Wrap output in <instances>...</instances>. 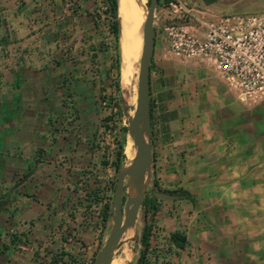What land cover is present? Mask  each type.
Wrapping results in <instances>:
<instances>
[{"label": "crops", "instance_id": "1", "mask_svg": "<svg viewBox=\"0 0 264 264\" xmlns=\"http://www.w3.org/2000/svg\"><path fill=\"white\" fill-rule=\"evenodd\" d=\"M67 1L0 0V90L3 96L22 98L17 104L11 100L8 117L37 114L41 105L50 112V97L55 95L72 100L70 105L60 102L59 112L72 108L79 114L70 125V134L46 138L48 142L43 138L41 146L39 133L46 129L27 124L31 117L25 119L26 137L18 143L20 153L29 159L22 177L32 194L25 198L30 212V206L39 209L53 194L64 192V182L65 192L68 187L74 192L80 170L95 169L99 121L95 93L84 71L92 66L90 44L89 59L80 67L74 65V56L63 42L67 31L72 36L81 31L73 21L66 25L63 19H88L94 10L91 0H71L76 10L67 15L62 11ZM182 1L205 18L215 16L214 7L220 2ZM190 62L195 63L171 56L164 34L156 35L151 70L155 178L171 190H186L193 201L185 197L164 201L155 223L161 221L168 235L179 230L187 236L188 243L178 254L179 264H264V99L242 101L208 65ZM40 96L45 98L42 104ZM128 98L126 104L129 92ZM77 129L80 138L74 135ZM11 132V124L5 125L4 149ZM104 212L105 205L100 206L101 216L79 231L83 247L56 242L48 248L51 258L46 264H75L77 255H89L101 240ZM30 235L35 239L32 247L37 241L41 244L43 234Z\"/></svg>", "mask_w": 264, "mask_h": 264}, {"label": "rangeland", "instance_id": "2", "mask_svg": "<svg viewBox=\"0 0 264 264\" xmlns=\"http://www.w3.org/2000/svg\"><path fill=\"white\" fill-rule=\"evenodd\" d=\"M103 1L91 0L93 10L102 14L101 5ZM74 8L75 4L71 0H68L62 11L64 14L71 15L75 13L74 11L76 9ZM214 9V17L234 13H261L264 10V0H220ZM157 11H159L158 8ZM69 18L63 19L66 25H70V21H73L72 24L74 26L81 27V31L77 35L72 36L73 33L71 31H67L64 34L63 42L64 44H68L66 48L72 52L71 56H74V65L79 66L82 62H87V59H89V56L86 54L88 44H90L91 48L90 59L92 66L85 67L84 71L89 73L91 89L95 93L93 100H95L96 118L99 121V128L95 135L97 152L92 164L95 169L84 168L80 170V174L75 177L74 192L71 191L70 187L65 192L67 182H64V192L58 191V193L53 194L52 200L46 206L43 205L39 209L30 206L32 207V212H30L25 198L28 194H32L29 192L30 188L25 183L24 177H22V170L29 159L26 160L25 156L20 153L21 145L18 143L20 139L26 137V131L24 129L25 119L31 117L27 124L48 130V132L45 130L39 133L38 138L41 146L44 142L43 138H45V142H48L46 138L53 139L54 136H67L70 134V125L77 121L76 118H78L79 114L72 108L63 113L60 111V113L57 110V106L61 107V103L70 105L69 103H72V100L68 96L61 98L55 95L50 97L52 101L50 112L47 109L43 110L41 105L38 107L37 114L23 112L17 118L11 119L8 117L11 100H14L17 104L19 101H22V98L3 96V91L0 90V264H8L7 262L9 260H12V263L22 262L20 264H46L49 262L48 259L51 258L48 248H53L56 242L83 247L84 245L80 243L81 234L79 231L84 229L86 223H93L98 216H101L98 213L100 206L102 208L107 202L112 201L118 174L114 168V161L116 160L118 143L124 137V153L126 159H124L122 165H129L132 161V159H127L129 158L127 152L130 151L127 149V145L130 144V148L135 149V144L131 140V137L123 131V128L128 125V117L123 113V107L126 103L124 100L122 101V80L128 88L130 95V103L128 106L129 112L132 114L134 111L133 107L136 106L137 102L143 33H141V51L135 57L132 64L131 74L133 70L134 73L132 76L126 78L121 76L122 61L119 76L117 75L116 69H112L111 67L113 56L115 55V51L112 49L114 38L104 19V14L96 21L93 17L82 20L79 17H73V20ZM163 18L164 20L162 21L165 22L167 16L164 14ZM81 42H84V45ZM74 43L76 44V48L73 47ZM71 46L73 49H70ZM82 55L84 56L82 57ZM188 63L192 64L195 62ZM208 71L211 72V70ZM118 78L120 82L119 91L115 87V82ZM43 99L45 98L40 96L39 100L41 104ZM10 124L12 126V132L9 136L10 142L7 146L5 145L6 149H4V145L2 146L3 128L5 125L10 126ZM74 135L76 138H80L81 133L79 129L74 132ZM28 155L27 158H29ZM96 168H101L103 172L99 174ZM99 175L101 176L100 178L98 177ZM154 178L155 171L153 167L151 169V176L146 184L145 197L155 194V192H166L165 190L169 189L161 183H159V188H155L153 185ZM99 180H101V183H98ZM126 196L127 193L125 194V198ZM34 200L35 197L32 202ZM159 200L161 201L162 209L164 207L163 202H167V200ZM28 217L32 218L28 220ZM149 217L150 215L146 216L142 203L136 227L134 230L132 228L130 229L129 242L126 246L122 243L116 249L114 255L115 260H120L121 264H138L140 252L143 248L140 237L144 225L150 219ZM26 218L28 223L24 224V219ZM38 218L43 219L45 223H38L40 221ZM112 224L111 213L109 220L102 225L101 240L99 243L94 245L89 255H86L84 253L85 251H83V255H77L73 260L75 264H94L95 257L105 238L109 235ZM155 224L156 226L151 235L148 252L149 261L147 264H179L180 258L178 254L180 248H176L171 244L168 232L164 229L161 221H156ZM30 234H43L44 237L42 238V242L40 241L41 244L37 241L36 247H32L35 239ZM136 236L139 237L137 238ZM63 237L65 239L60 241ZM44 244L47 245L45 246ZM92 244L90 243V245ZM25 259H30V261L25 262Z\"/></svg>", "mask_w": 264, "mask_h": 264}, {"label": "built area", "instance_id": "3", "mask_svg": "<svg viewBox=\"0 0 264 264\" xmlns=\"http://www.w3.org/2000/svg\"><path fill=\"white\" fill-rule=\"evenodd\" d=\"M107 9L104 0L101 13ZM155 27L174 58L205 63L242 101L264 99V12L205 18L182 0H169L156 12Z\"/></svg>", "mask_w": 264, "mask_h": 264}, {"label": "water", "instance_id": "4", "mask_svg": "<svg viewBox=\"0 0 264 264\" xmlns=\"http://www.w3.org/2000/svg\"><path fill=\"white\" fill-rule=\"evenodd\" d=\"M158 4L159 0H150V2L147 0L146 2L147 12L142 26L143 44L138 75L137 102L133 107L132 114H130L127 104L123 107V113L128 117L126 134L135 144L136 155L129 165H122L118 171L112 198L113 224L109 235L105 238L95 257L94 264H110L114 259L116 249L123 243L121 237L127 227L135 229L146 194V184L151 176V169L154 167V150L151 140V64L156 42L155 17ZM129 185L131 190L128 189ZM155 195L162 200L176 198L170 192H155Z\"/></svg>", "mask_w": 264, "mask_h": 264}, {"label": "trees", "instance_id": "5", "mask_svg": "<svg viewBox=\"0 0 264 264\" xmlns=\"http://www.w3.org/2000/svg\"><path fill=\"white\" fill-rule=\"evenodd\" d=\"M150 2V0H148ZM169 0H159L158 9L164 7ZM105 2L108 5V9L104 12V19L106 20V23L109 27L110 33L113 35L114 43L112 46L113 51H115V55L113 56V62H112V69H116L117 75H120V52H119V19H118V0H105ZM92 17L96 21L97 19L102 17V14L98 13L97 11H94L92 13ZM156 35H157V28L155 27ZM153 68V62L151 64V70ZM111 71V69H109ZM115 87L119 91L120 90V82L119 78L116 79ZM121 100V98H120ZM151 123H152V129H153V106L151 102ZM123 131L127 133V126L123 128ZM125 138V137H124ZM122 138V140L118 143V149L116 151V160L114 161V168L116 172L121 169L122 163L125 159V153H124V141L125 139ZM153 185L155 188H159L160 185L156 178L153 179ZM166 192H170L176 196V198L185 197L191 201H193L192 196L189 192L186 190L180 188V189H173V190H165ZM161 206V201L159 198L155 195H147L143 201V208L145 211L146 216L150 215V219L146 222L142 229V235L140 237V242L142 244V250L140 252V257L138 259V264H147L149 261L148 258V252L150 248V240L151 235L153 234V230L156 226L155 224V214L159 211ZM111 209H112V201L107 202L105 205V212L103 214V220L107 222L111 216ZM169 240L172 245H174L176 248H185L188 240L187 236L184 232H181L179 230H176L174 232H171L169 235Z\"/></svg>", "mask_w": 264, "mask_h": 264}, {"label": "bare ground", "instance_id": "6", "mask_svg": "<svg viewBox=\"0 0 264 264\" xmlns=\"http://www.w3.org/2000/svg\"><path fill=\"white\" fill-rule=\"evenodd\" d=\"M146 12V0H118V19L120 26L119 42L122 61V75L126 78L131 76L130 74L132 71L133 61L141 51V33ZM122 92L124 99L128 101V88L124 81L122 83ZM127 149L130 150L127 152V156H129L127 159L131 160L136 155V148H130V144H128ZM130 187L131 186L129 185L128 189H130ZM132 194H134V191H132ZM131 228L132 227H127L126 231L121 237L123 245L125 246L129 242ZM110 264L121 263L120 260L112 259Z\"/></svg>", "mask_w": 264, "mask_h": 264}]
</instances>
